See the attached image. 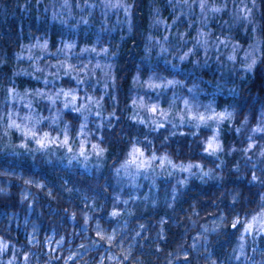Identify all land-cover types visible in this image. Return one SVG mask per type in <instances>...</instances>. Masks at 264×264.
<instances>
[{
	"label": "clouds",
	"instance_id": "9594fccd",
	"mask_svg": "<svg viewBox=\"0 0 264 264\" xmlns=\"http://www.w3.org/2000/svg\"><path fill=\"white\" fill-rule=\"evenodd\" d=\"M5 65L0 264H264V0H0Z\"/></svg>",
	"mask_w": 264,
	"mask_h": 264
},
{
	"label": "trees",
	"instance_id": "16d2710c",
	"mask_svg": "<svg viewBox=\"0 0 264 264\" xmlns=\"http://www.w3.org/2000/svg\"><path fill=\"white\" fill-rule=\"evenodd\" d=\"M8 3L11 4L12 0H8ZM9 11H11V9H9ZM16 12H17V14H19V9L18 8L16 9ZM140 15H144V13H140ZM12 23L15 25L16 22L13 21ZM25 23H27V22H25ZM13 30L15 31L17 29H13ZM134 45H135V41H129L128 44L125 45L124 52L126 54V57H131L134 52L136 54H139V49L135 48ZM8 51H9V53H11L10 49H8ZM121 63H122V66H123V68L125 70L120 73V76L123 77L125 75H130V72L128 71V69L130 67L129 59L125 58V59L122 60ZM132 64H134V61L132 62ZM10 73H11L10 67L8 65H5V67L3 69H0V78H4V76L10 75ZM26 83H29V82H24L23 84L25 85ZM257 83H259V81ZM27 85H29V84H27ZM126 90L127 89H126V86H125V91ZM253 91L255 93L256 89H254ZM109 191H110V189H109ZM192 195L194 196L195 193H193ZM20 238L23 239V237H20ZM224 239H226V237ZM257 245L261 249H264V237H261V238L258 239ZM224 247H230V245H224ZM222 252H223V247L220 249V252L218 254H222Z\"/></svg>",
	"mask_w": 264,
	"mask_h": 264
},
{
	"label": "rangeland",
	"instance_id": "374dc122",
	"mask_svg": "<svg viewBox=\"0 0 264 264\" xmlns=\"http://www.w3.org/2000/svg\"><path fill=\"white\" fill-rule=\"evenodd\" d=\"M10 49V48H9ZM11 50V49H10ZM10 54V53H9ZM10 75H11V73H10ZM10 75H6V76H10ZM119 75H120V73H119ZM122 75V74H121ZM24 82H29V83H26L25 85H27V84H29V85H27V86H29V87H39V86H42V85H36V84H34L32 81H30V80H25V79H22V78H20V79H18L17 80V83L20 85V87L21 88H23L25 85L23 84Z\"/></svg>",
	"mask_w": 264,
	"mask_h": 264
},
{
	"label": "snow or ice",
	"instance_id": "6c2138e0",
	"mask_svg": "<svg viewBox=\"0 0 264 264\" xmlns=\"http://www.w3.org/2000/svg\"><path fill=\"white\" fill-rule=\"evenodd\" d=\"M153 110H155V108ZM45 137H47V134H45ZM43 142H44L43 138L38 141V143H43ZM209 147L210 148L212 147L211 141L209 142ZM254 221H255V218H253V222H250L249 224H247L245 226V230H248V231L252 230L253 229V223H254ZM236 226H237V223H234L233 224V227H236Z\"/></svg>",
	"mask_w": 264,
	"mask_h": 264
}]
</instances>
